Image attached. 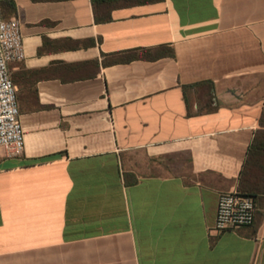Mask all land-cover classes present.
Wrapping results in <instances>:
<instances>
[{"label": "crops", "instance_id": "0c3cea01", "mask_svg": "<svg viewBox=\"0 0 264 264\" xmlns=\"http://www.w3.org/2000/svg\"><path fill=\"white\" fill-rule=\"evenodd\" d=\"M11 1L25 150L0 147V264H264V170L246 180L254 224L214 229L263 129L264 0L108 22L92 0Z\"/></svg>", "mask_w": 264, "mask_h": 264}, {"label": "built area", "instance_id": "2783aa9c", "mask_svg": "<svg viewBox=\"0 0 264 264\" xmlns=\"http://www.w3.org/2000/svg\"><path fill=\"white\" fill-rule=\"evenodd\" d=\"M25 59L21 24L17 18L3 19L0 13V147L8 157L24 154L25 139L20 120L18 88L14 84L9 65ZM257 204L253 197L240 191L220 194L214 229L225 232L252 226Z\"/></svg>", "mask_w": 264, "mask_h": 264}, {"label": "trees", "instance_id": "16d2710c", "mask_svg": "<svg viewBox=\"0 0 264 264\" xmlns=\"http://www.w3.org/2000/svg\"><path fill=\"white\" fill-rule=\"evenodd\" d=\"M162 0H92L94 5V11L96 19L100 22H108L111 20L112 11L119 6H132L155 3ZM15 11V5L11 0L0 1V13L3 19H8L7 13ZM212 104V97L208 98L207 107L210 108ZM263 129L259 130L253 143L250 147L248 159L245 167L244 176L241 183V190L244 195L253 197L256 199L254 191L247 190L246 180L248 179L252 170H264V114L260 121Z\"/></svg>", "mask_w": 264, "mask_h": 264}]
</instances>
